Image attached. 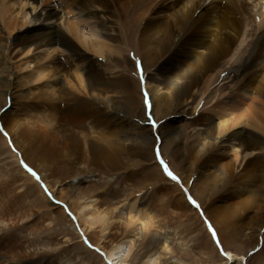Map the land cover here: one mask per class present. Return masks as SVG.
Masks as SVG:
<instances>
[{
	"label": "bare ground",
	"instance_id": "6f19581e",
	"mask_svg": "<svg viewBox=\"0 0 264 264\" xmlns=\"http://www.w3.org/2000/svg\"><path fill=\"white\" fill-rule=\"evenodd\" d=\"M30 1L3 0L0 5L22 4L20 10L23 11ZM56 2L65 7L59 18H65L70 39L56 35L50 28L44 27V23L35 32H23L18 18L6 22L0 12V184L17 190L23 182L27 186L32 183L33 188L21 194L22 201L30 204L32 209L37 208L36 191L49 206L50 212H56L58 220L64 221L73 230H82L81 237L85 241L105 251L109 264L122 263L127 244L125 239H142L140 264H156L157 260L153 259L156 250L168 254L182 240L175 229L171 231L165 215L170 214L169 210L173 208L176 217L182 216L189 208L184 195L178 196L179 200L175 202V198L172 200V196L169 197L170 193L158 189L160 201L149 188L144 189L146 185L129 184L134 177L132 165L142 164L149 145L147 148L141 146L137 156L126 154L128 159L121 164L116 159L104 157L115 150L119 153L107 136L103 133L92 136L96 135L99 127L107 126L108 118L115 114L112 94L117 88L127 105L134 102L127 69L123 66L127 64L124 56L131 53L141 58L139 78L147 80L144 93L151 98L158 119L164 120L167 127L172 122L192 125L191 143L184 146L186 160L193 170H213L216 174L214 178L221 184L215 182L213 186V189L220 187V191L213 194L205 191L209 193L206 200L213 201L214 194H220L222 199L227 196L225 191L233 178L237 198L256 193V190L248 188L247 182L255 183L256 187L264 183V0ZM41 3L48 7L52 0H42ZM32 11L35 12L36 8L32 7ZM43 11L37 16V21L59 20L57 11ZM83 29L89 30L90 39L85 38ZM15 31L19 35H15ZM21 85H41L39 88L45 90L40 100L47 99V106L43 107L42 101H39L33 108L22 101V97L21 102L16 96V90ZM8 99L11 100L10 108ZM4 107H7L5 111L2 110ZM131 111L125 118L112 117L119 122V125L116 124L118 128L126 130L124 143L132 140L149 144L145 129L135 123L134 117L137 116ZM21 113H24V119L19 117ZM187 115L194 116V120H188ZM22 122L24 125L27 123L24 129L29 136L36 131V124L41 125L44 131L50 130L53 138L60 124L66 130H72L75 137H81L78 147L85 156L89 153L97 160L105 159L109 163L107 174L112 176V181L94 187L84 198L77 196L70 199L61 191V196L57 194L61 207L50 204L51 197L48 199L47 193L51 196L49 189L54 192L59 182L45 175L42 186H47L44 185V192L19 165L22 158L26 164L30 161L26 146L17 138ZM53 138L45 135L42 141L50 139L49 149L55 151ZM37 155L39 161L43 159V155ZM85 173H89L88 170L77 171L76 176ZM19 204L22 205V202L19 201ZM214 206L211 205L210 216L219 223L222 209ZM62 208L65 211L68 208L77 215L78 222L71 214L67 216ZM89 208L93 211L85 214L84 211ZM140 215H145L156 230H152L147 221L141 222L138 219ZM46 229L42 234L40 230V234L31 232L27 237L21 231L22 236H19L10 232L6 222L0 219V243L14 244L11 249H4L8 251L6 255H11V260L0 254V264H44L46 259L39 258L41 253L58 252L51 246L53 239L48 237L53 234V229ZM39 244L43 248L38 247ZM0 251L3 252L1 247ZM24 251L29 254H24ZM228 255L231 259L232 255ZM77 261L89 264L77 253L62 258L59 263L77 264Z\"/></svg>",
	"mask_w": 264,
	"mask_h": 264
},
{
	"label": "rangeland",
	"instance_id": "374dc122",
	"mask_svg": "<svg viewBox=\"0 0 264 264\" xmlns=\"http://www.w3.org/2000/svg\"><path fill=\"white\" fill-rule=\"evenodd\" d=\"M2 2L3 0H0V4ZM41 2L42 0H32L28 5H25L23 11L20 10V6L22 4L10 6V4L7 3L8 5H5L4 7L0 5V12L3 13V19L6 20V22L10 20L15 21V19L18 18L19 24L21 25V27L23 26L21 28L23 29V32H35L44 23L43 26L50 28V30L54 31L56 35L66 36L70 39L71 36L69 35L65 27V18H59L65 8L64 5H58L56 0H52V4L46 7ZM32 7L36 8L35 12L32 11ZM52 10H55L59 13L58 21H37V16L39 15V13H41L42 11L50 12ZM83 30L85 38L90 39L91 37L89 30ZM116 30H118L119 32L118 28H116ZM14 33L15 35H19L18 31H15ZM16 53L19 54L20 51H16ZM132 56L133 55L131 53L124 56L126 57L124 61L127 64L126 66L125 64L123 66L125 67V69H127L126 75L127 77H129L128 82L134 92V102L131 105H127V102L125 101L124 96L121 94L120 89L117 88L116 91H114L115 93L112 94V109L115 114L108 118V123L106 124L107 126L99 127V129H97L96 131V135L92 136L97 137V135H102V133L103 135L107 136L110 139L113 148L119 149V153H117V151L115 150L114 152H109L110 154L108 153L107 156L104 155V157H107L108 160L116 159L120 161L121 164L127 161L128 157L126 154H129L130 156H135L136 154L138 155L141 151V146H145L147 148L149 145V147L147 148V152L144 153V161H142V164H139V166L135 165V167L132 163L133 165L131 170L134 174V177L130 179L129 184L138 185L139 183V185L141 186L146 185L144 189L149 188L155 198H158L159 200L160 194L159 192H157L158 189H160L162 192L170 193L169 197L172 196V200H174L175 198V202L179 200V197L184 195V201H186L189 208H187V210H185L184 213L181 214L182 216L176 217V215L173 214V208H170V214L165 215L167 221H169V224L171 226V231L175 229V231L179 233V236L182 238V240L178 241L177 247L172 249V251L168 254L163 253L161 250H156L153 253L154 261L157 260L156 264H172L176 261H179L180 264L182 262V264H225L227 262L228 264H264V183H261L256 187L255 183L247 182V186L251 185L250 187L248 186V188L256 190V193H247L241 198H237L238 196L234 193L236 182L234 181V178H231L233 181L227 185L229 186V188L227 189L228 191H225L227 196H224L222 199L220 194H214L213 201H210L214 203L210 204V202L206 200V198H208L206 197V195L209 193L213 194L216 191L221 190L220 187L218 189H213L215 182H217L216 184H221L220 182H218L217 178H214L216 174L213 172V170H205L204 168H200L199 171L193 170L191 164H188L189 162L186 160V147L184 148V146H188V144L191 143L192 125L188 122H172L170 123L169 127H167V124L165 125L164 120L158 119L157 112L155 111L154 106L151 104V98H148L144 93L145 82L147 80H145V78L144 80L142 78H139L142 68L141 58ZM17 61L18 59L15 60V62ZM40 86L41 85H28L23 87V85H21V87H19V89L17 88L16 90V96L20 97V101L23 98L22 101L24 100L25 103H29L30 106L34 108L36 106L35 104L39 101H42L40 99L44 97L42 93L45 89L39 88ZM29 87L31 88L30 90ZM38 92L41 93L39 94ZM10 103L11 100L8 99L9 108ZM46 103L48 104V100L44 99L41 105L43 107H46ZM6 108L7 107H4L2 110L5 111ZM130 110H132V114L137 116L134 117L135 123H139L141 127L145 129V137H149V144L136 143L132 140L124 143V132L126 130H122L120 127L118 128L119 122H116L112 117L125 118ZM23 114L24 113H21L19 116L22 119H24ZM188 116L189 115H187L188 120H194V116ZM172 119H175V117H173ZM25 125L23 123V127L18 131L17 138L19 137V141L23 142L26 146V151L29 153L30 161H27L26 164V161H24L22 158L19 160V165L23 167L27 177L29 176L34 182H37L44 192L46 191L44 187L47 186L44 183L43 184L45 186H42L43 177L45 175H47L48 179L50 178L51 180H57L59 183H62V186L59 183L56 184L54 189L55 193L53 192V190L49 189L50 192H52L51 196H49L47 193V198L49 199L51 197L49 199L50 204L61 207V200L58 198L61 194V191H63V193L66 194L67 198L70 199L77 196L84 198L90 194V191L94 190V187L103 185L107 182L110 183V181H112V176H109L107 174L109 163L105 159L97 160V158L92 157V155H89V153L87 156H85L83 150L78 147L79 145H81V141H79L81 137H75V135L72 134V130L70 132L60 124L58 125V127H56L57 131H54L56 135L55 138H53L52 136H50V130L46 131L45 129V131L48 132L45 133L44 129L41 128V125L36 124L37 126L34 125L36 127V131H32L31 135L29 136V133H26L25 131V127H27ZM59 127H62L64 129H61ZM59 131H63L62 134ZM64 131H66V133ZM65 134L67 136H65ZM45 135L48 138H53V141L55 140V151L49 149V146L51 144L50 139L42 141V138H44ZM32 136L34 138H31ZM39 141H41L42 143H39ZM183 143L185 145H183ZM124 145L126 146L124 147ZM177 146L178 149L180 148L179 150L177 149ZM137 147L140 149H138ZM42 150L45 151L42 152ZM126 150L128 153L126 152ZM37 154L43 155V159L39 161V159H37L39 155ZM165 166H167L168 171H170L177 179L174 180L167 175V173L165 172ZM123 167L125 166L123 165ZM83 170H88L89 173H85L84 175L82 174L81 176H76L77 171ZM160 179L161 181H159ZM155 180L157 183L155 182ZM25 184L27 183L23 182L19 184V186L22 187L17 190H14L11 186L0 184V190L2 189L3 192L5 190L4 194L2 191V193L0 194L2 195L0 198V213L3 215L0 216V219L6 222L7 228L10 230V232H15V235L19 236H22L23 234L27 237L29 234H31V232L32 234H36L42 231V234L43 232L48 230L46 228H52L53 234L48 237L53 239V244H51V246L53 248H56L58 252L41 253L39 255V258L46 259L44 264H60L59 261L62 258L73 256L74 253H77L86 258L89 264H109L106 252L98 249L88 241H85L81 237L83 235L82 230H73V228H70L64 221L58 220L56 212L54 214H52L53 212H50L49 206H47L39 198V195L36 191H34V196L37 199V208L32 209L33 207H31L30 204L28 205L24 200L22 201L21 194H24L28 189L33 188L32 183L28 184V186ZM205 191H208L209 193L207 192L206 194ZM8 192L10 194L9 196H7ZM216 197H218L219 199ZM15 199L22 202V205H20V203L18 206L19 201L16 203ZM12 200H14L13 202H15L16 204L14 203L11 206V203H13ZM192 201H195V204L192 203ZM8 202L10 204H8ZM211 205H215L214 207H221L222 213L220 214L219 220L223 223H216L217 221L211 219ZM13 206H16V208ZM63 211L69 217L71 214L74 221L78 222L76 217L77 215H75L72 211H69L68 208H66V211L64 208ZM91 211H93V208L87 209V211H84V213L86 214ZM138 219L141 220V222L147 221V217L145 215H140ZM146 223H149V225H151L152 230H156V228L152 224H150V222L147 221ZM136 228L138 229L139 226H137ZM177 228L179 229V231ZM21 231L22 234H20ZM213 231L216 233V239L213 238ZM38 241H40V239H38ZM124 241L127 244L125 243V255L123 261H121L122 263H120L140 264L141 256L143 253L142 239H139L138 241H134L133 239H125ZM71 244H73V246H69ZM13 245L14 244L10 242L0 243V247L3 251H0V254H2V256H5V259L9 260L10 258L11 260V255H6L8 251L5 250L11 249ZM79 245H81V247H79ZM40 246L41 248H43L42 244L38 245V247ZM23 253L29 254L25 253V251ZM23 253L22 256L24 255ZM229 253L232 255L231 259L229 258ZM77 262V264H82L79 263L80 261Z\"/></svg>",
	"mask_w": 264,
	"mask_h": 264
},
{
	"label": "snow or ice",
	"instance_id": "6c2138e0",
	"mask_svg": "<svg viewBox=\"0 0 264 264\" xmlns=\"http://www.w3.org/2000/svg\"><path fill=\"white\" fill-rule=\"evenodd\" d=\"M165 172L167 173V175L168 176H170L172 179H177L170 171H168V169H167V166H165ZM34 174V173H33ZM189 199H191V198H189ZM192 203H194L195 204V201H192ZM197 207H198V205H197ZM213 238L214 239H216V233L213 231ZM219 243V242H218Z\"/></svg>",
	"mask_w": 264,
	"mask_h": 264
}]
</instances>
